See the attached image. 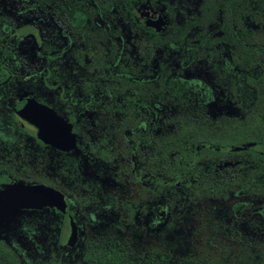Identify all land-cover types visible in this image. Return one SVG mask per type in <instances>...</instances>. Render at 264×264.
Masks as SVG:
<instances>
[{"label":"trees","instance_id":"16d2710c","mask_svg":"<svg viewBox=\"0 0 264 264\" xmlns=\"http://www.w3.org/2000/svg\"><path fill=\"white\" fill-rule=\"evenodd\" d=\"M27 1L23 8L32 20L45 17L53 42L49 50L68 57L65 66L54 57L49 81L97 87L103 112L111 87L129 88L130 118L138 113L152 121V110L151 116L134 111L132 97L144 90L153 99L155 88L159 92L158 122L123 147L124 157L135 154L134 167L113 165L109 177L100 180L90 175L89 156L65 158L80 144L59 154L45 145L48 175L41 180L65 194L67 212L92 233L83 251L73 254L64 245L68 253L60 258L70 264H165L166 252L159 261L119 235L145 233V214L160 204L169 208V220L178 212L184 224L186 216L196 218L180 244L190 248L198 240L192 247L196 255H183L175 264H264V0H200L196 11L183 12L164 32L137 19L142 4L160 8L167 5L164 0ZM17 11L12 0H0V40L17 30L11 20ZM59 42L72 45L63 51ZM191 68L205 72L212 93L188 82ZM214 96L231 110H214ZM47 210L31 216L34 245L59 250L51 229L56 219H49ZM153 221L151 216L149 224ZM28 243L26 236L0 239V264L26 261L34 252Z\"/></svg>","mask_w":264,"mask_h":264},{"label":"flooded vegetation","instance_id":"af4514ba","mask_svg":"<svg viewBox=\"0 0 264 264\" xmlns=\"http://www.w3.org/2000/svg\"><path fill=\"white\" fill-rule=\"evenodd\" d=\"M12 1L18 11L11 17V20L20 21L12 24L13 28H17V30L10 31L11 38L0 40V190L19 183L46 184L41 179H45V176L48 175V166L45 162V145L47 144L37 137V127L18 113L28 99L48 105L63 120L72 123L77 145L80 144L79 140L82 138L89 142L92 137L100 136V140L105 141L109 147L107 149L111 153L110 171L113 165L115 169L123 168V166L134 167L135 154H132L129 159L128 153L125 152L126 156L124 157L123 147L129 142L135 141L140 136L138 135L140 132L142 134L150 133L151 125L158 122L160 110L158 88H155L153 99L150 93L146 95L147 93L142 90L141 95L136 98L132 97V100L135 101L131 102L134 111L144 113L147 110L148 112L145 113L147 116H151L150 111L152 110L154 112L152 121L148 118H139L138 113L133 114V117L130 118L129 103L132 93L129 88L111 87L106 95V112H103L97 104L99 91L97 87H61L54 81H49L50 69L56 67V64H51L54 62V57L60 58L63 66H65L68 57L63 52L59 54L57 51L49 50V46L53 42H45V17L43 20H32L26 14L28 11L23 8L24 5L29 4L27 0ZM159 14L166 15L167 25L163 30L156 31L153 27L147 26L145 20L146 18H156ZM146 18L142 21L137 17L146 27L152 28L156 32H164L173 20V17L166 11L165 5L154 8L153 15ZM35 21L43 24V32L40 29L33 32L28 29V25ZM14 30L15 32H13ZM27 40L31 42H27ZM41 40L43 42H40ZM59 43L63 51L72 45V42ZM74 126L76 131H74ZM129 126H134V128H128ZM78 128L81 130V134L77 133ZM53 149L57 154L63 152ZM119 156H121L120 159ZM79 159L81 160L80 157ZM112 187L113 181L111 180L107 184V190L112 191ZM65 199L67 202L66 197ZM45 208L50 210L54 207L23 208L13 212L0 222V239L15 240L22 236L29 238L28 232H33L31 218L33 211L45 210ZM159 212L160 204H157V209L153 214L149 211L148 222L151 221V214L153 219L157 220ZM62 214V217H65L68 222L69 232L70 216L76 225L77 222H82L79 216L76 221L67 212V209ZM91 234L89 233V237H92ZM75 245L69 246V248H74Z\"/></svg>","mask_w":264,"mask_h":264},{"label":"rangeland","instance_id":"374dc122","mask_svg":"<svg viewBox=\"0 0 264 264\" xmlns=\"http://www.w3.org/2000/svg\"><path fill=\"white\" fill-rule=\"evenodd\" d=\"M166 5V11L171 15L173 20L181 21L183 17V12L191 13L193 11L197 10L198 4L200 0H164ZM154 8L144 3L140 6V8L137 10L138 18L144 21V19L149 16L151 17L153 15ZM174 14L172 15V12ZM20 21V20H18ZM18 21H12V24L18 23ZM22 21H24L22 19ZM25 27L27 25H24ZM43 24L40 22H33L31 25H28V29H31L32 32L40 29V31L43 32ZM50 31V29L45 25V38L47 41L52 42V38L50 35L48 36L47 32ZM54 41V40H53ZM27 42H31L30 40H27ZM187 76L191 77V79L188 80L190 84H192L194 87H196V90H199V92L203 93L205 92H211L212 88L211 86H208L207 77L205 75L204 71H198L196 69H188ZM198 76L196 78V76ZM208 86V89L206 88ZM212 108L216 111L222 110H231L230 106L226 104V102L218 99L216 96H214V99L212 101ZM77 133H82L81 130L78 128ZM98 137H92L91 140L89 139V142L84 141L85 139H80V148L76 152H74L72 155L66 156V159H70L74 155L78 154L79 151L82 152L85 156H89L90 159L85 160L88 167L91 166L90 169V175L96 176L98 179L103 180L105 177H109L110 170L108 167L107 160L110 156L109 147H107V144H105V141L100 140L101 138ZM119 149V146L117 147ZM122 152V151H120ZM109 172V173H108ZM168 207H162L160 206V212L157 215V220L153 221L151 224L147 223L148 221V214H145V219L147 220V230L143 234H131L128 231L120 232V239L126 240L127 242L131 243L132 247L136 249L137 251L141 250H150L155 253L157 259L159 261H162L161 254L162 252L167 253V260H165V264H175L180 258L184 256H190L194 257L195 252L193 251L192 247L200 245L198 243V240L194 241V244L191 245V247H187L186 245L180 247L181 242H183L185 239H183L184 236H188L189 233H191V229L193 228V225L196 223V218L194 215L193 220L191 217L188 219V222L184 224V222H181L182 218H185V216L178 212L177 217H174L173 219L169 220L168 216ZM188 210V209H187ZM47 214H49V219H56L53 220L51 223L52 226V233L53 236L56 238V245L60 246V249L57 250L55 246L53 245H34L35 238V230L33 229V232L29 231V240L31 241V246L28 243V248H34L33 254L30 256H26V261L24 260V264H33L36 262V264H70L71 262L64 261L60 258L62 253H68V250L62 251L64 245L67 241V236L69 234L68 229V222L66 221L65 217L62 216H55L53 214L52 210H47ZM152 218L153 215L151 214ZM150 216V218H151ZM184 216V217H183ZM144 218V217H143ZM186 219V220H187ZM45 221H47L45 217ZM58 221V223H56ZM78 225V240L77 244L74 248H71L72 250H69L70 253H80L84 250V245L89 241V229L87 225H85L83 222H77ZM187 244V243H186ZM38 248V249H37ZM27 249V248H26ZM25 250V249H24ZM198 251V249H195ZM26 251V250H25ZM56 251H59L57 253ZM186 256V257H187ZM22 263V264H23Z\"/></svg>","mask_w":264,"mask_h":264},{"label":"water","instance_id":"95a60500","mask_svg":"<svg viewBox=\"0 0 264 264\" xmlns=\"http://www.w3.org/2000/svg\"><path fill=\"white\" fill-rule=\"evenodd\" d=\"M145 24L156 31L163 30L167 25L166 15L159 14L156 18H146ZM18 113L37 127V137L45 144L69 152L77 147V139L72 123L63 120L48 105L28 99ZM45 206L56 208L64 213L67 202L63 192L44 183H19L0 190V222L13 212L23 208L41 209ZM70 232L68 246L77 241L78 229L73 218L69 217Z\"/></svg>","mask_w":264,"mask_h":264}]
</instances>
